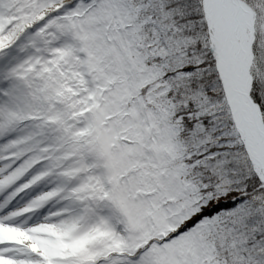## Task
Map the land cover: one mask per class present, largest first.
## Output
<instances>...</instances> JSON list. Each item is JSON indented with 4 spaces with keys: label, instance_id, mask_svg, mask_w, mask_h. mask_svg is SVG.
Masks as SVG:
<instances>
[{
    "label": "snow or ice",
    "instance_id": "obj_1",
    "mask_svg": "<svg viewBox=\"0 0 264 264\" xmlns=\"http://www.w3.org/2000/svg\"><path fill=\"white\" fill-rule=\"evenodd\" d=\"M0 264H264V0H0Z\"/></svg>",
    "mask_w": 264,
    "mask_h": 264
}]
</instances>
